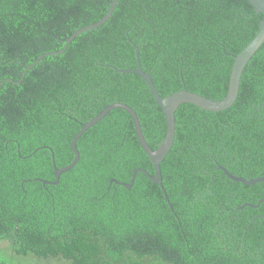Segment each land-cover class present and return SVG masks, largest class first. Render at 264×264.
Returning <instances> with one entry per match:
<instances>
[{"label": "trees", "instance_id": "obj_1", "mask_svg": "<svg viewBox=\"0 0 264 264\" xmlns=\"http://www.w3.org/2000/svg\"><path fill=\"white\" fill-rule=\"evenodd\" d=\"M0 0V264H264V42L234 102L181 103L171 148L153 174L129 113L155 149L165 120L141 68L165 97L183 86L221 99L264 14L248 0ZM39 60L28 70L26 67Z\"/></svg>", "mask_w": 264, "mask_h": 264}, {"label": "water", "instance_id": "obj_2", "mask_svg": "<svg viewBox=\"0 0 264 264\" xmlns=\"http://www.w3.org/2000/svg\"><path fill=\"white\" fill-rule=\"evenodd\" d=\"M258 12H261L264 14V0H248ZM117 0H110L109 2V7L105 14L96 22L91 23L89 25H86L84 27H81L77 30H75L69 37H67L66 42L62 49L58 51H53V52H46L43 53L39 56H45L49 54H54V53H59L62 52L68 45V43L72 40L73 37L78 35L79 33L98 27L102 23H104L109 16L111 15L115 4ZM264 42V18L260 21L259 28L256 32V34L253 36V38L242 48V50L234 56V61L231 67V71L229 74V80H228V87H227V92L224 97L221 99H211L208 97H205L203 95H200L195 92H191L187 90L184 86L179 90L176 91L170 95H167L165 97L160 96L158 91L156 90L151 77L149 74L144 72L141 68L140 65V60H139V54H138V47L135 45V59L137 63V67L135 69H118L119 71L122 72H134L139 74L144 81L146 82L149 91L153 95L157 105L161 108L162 113L164 115V120H165V134L160 142V144L157 146V148L152 149L148 143L146 142L141 125L138 119V116L136 115L135 111L127 104L122 103V102H113L108 105H106L96 116H94L92 119L89 121L85 122L82 124L81 128L79 131L73 136L70 147L72 149V152L74 153V158L69 163L68 165H65L63 167L57 168L54 167V181H47V180H42L43 183H53L56 184L59 180L60 174L69 170L73 165L77 162L79 158V153L76 147V142L80 135L90 126H92L94 123H96L99 119H101L110 109L118 107L126 110L129 115L131 116V119L134 124V132L137 137V140L139 142V145L143 149V151L147 154L149 157L152 165H153V174H149L145 169L143 168H136L133 170L131 179L128 183H123V182H118L126 188H130L131 185L134 182L135 175L137 172H142L144 173L152 182L158 184L164 194L165 199L167 200V196L165 193V189L162 185V179H161V174H160V162L163 160L169 149L171 148L174 140V132H175V110L176 108L181 104V103H190L192 105H195L203 110H208L212 112H216L219 110H223L228 108L236 99L238 90H239V81H240V76L242 74V71L251 58V56L255 53V51L261 46V44ZM35 60L31 65L27 66L25 71L28 70L30 67H32L38 60ZM264 104V102L262 103ZM218 168L221 169L224 174L232 179L233 181H239L245 184H254L257 182H264V176H258L252 179H246L244 177L238 176V175H233L230 173L223 165H218ZM260 203H264V198H261L257 201L256 204H251V203H244L241 207L243 206H253L256 207Z\"/></svg>", "mask_w": 264, "mask_h": 264}]
</instances>
